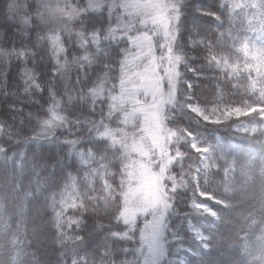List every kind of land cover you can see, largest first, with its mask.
<instances>
[{
	"label": "snow or ice",
	"instance_id": "snow-or-ice-1",
	"mask_svg": "<svg viewBox=\"0 0 264 264\" xmlns=\"http://www.w3.org/2000/svg\"><path fill=\"white\" fill-rule=\"evenodd\" d=\"M0 264H264V0H0Z\"/></svg>",
	"mask_w": 264,
	"mask_h": 264
},
{
	"label": "trees",
	"instance_id": "trees-1",
	"mask_svg": "<svg viewBox=\"0 0 264 264\" xmlns=\"http://www.w3.org/2000/svg\"><path fill=\"white\" fill-rule=\"evenodd\" d=\"M208 23L211 25L212 21L209 19ZM250 36L252 35L249 32H246L245 29H240L237 32L238 37H244V36ZM209 142L210 143H215L217 139H219L222 143L224 144H231L233 147H239L243 149L248 148L247 141H244L240 136H235L232 134L230 131H225L224 129H219V130H213L212 128H209L207 133H206ZM230 226H225V231L229 228ZM230 251V250H229ZM229 253L228 251L225 252V256H227Z\"/></svg>",
	"mask_w": 264,
	"mask_h": 264
}]
</instances>
